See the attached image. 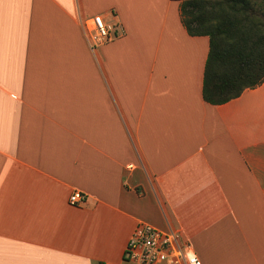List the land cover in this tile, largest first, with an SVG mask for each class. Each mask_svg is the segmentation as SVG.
<instances>
[{
    "label": "crops",
    "instance_id": "0c3cea01",
    "mask_svg": "<svg viewBox=\"0 0 264 264\" xmlns=\"http://www.w3.org/2000/svg\"><path fill=\"white\" fill-rule=\"evenodd\" d=\"M183 1L0 0V264H128L140 222L264 264V83L205 102Z\"/></svg>",
    "mask_w": 264,
    "mask_h": 264
},
{
    "label": "trees",
    "instance_id": "16d2710c",
    "mask_svg": "<svg viewBox=\"0 0 264 264\" xmlns=\"http://www.w3.org/2000/svg\"><path fill=\"white\" fill-rule=\"evenodd\" d=\"M181 15L191 36H207L203 98L223 105L264 83V0H186Z\"/></svg>",
    "mask_w": 264,
    "mask_h": 264
},
{
    "label": "built area",
    "instance_id": "2783aa9c",
    "mask_svg": "<svg viewBox=\"0 0 264 264\" xmlns=\"http://www.w3.org/2000/svg\"><path fill=\"white\" fill-rule=\"evenodd\" d=\"M85 28L92 49L108 43L114 31V26L100 16L90 19ZM86 200V195L77 190L69 197L72 206H81ZM125 260L128 264H203L192 246L182 240L179 231L161 230L145 222H140L133 232Z\"/></svg>",
    "mask_w": 264,
    "mask_h": 264
}]
</instances>
